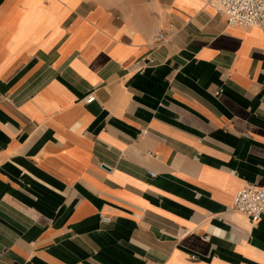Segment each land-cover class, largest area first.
<instances>
[{
	"label": "crops",
	"instance_id": "crops-1",
	"mask_svg": "<svg viewBox=\"0 0 264 264\" xmlns=\"http://www.w3.org/2000/svg\"><path fill=\"white\" fill-rule=\"evenodd\" d=\"M247 186L263 30L206 0H0V264H264Z\"/></svg>",
	"mask_w": 264,
	"mask_h": 264
},
{
	"label": "built area",
	"instance_id": "built-area-1",
	"mask_svg": "<svg viewBox=\"0 0 264 264\" xmlns=\"http://www.w3.org/2000/svg\"><path fill=\"white\" fill-rule=\"evenodd\" d=\"M206 2L226 16L228 26L259 28L264 31V0H206ZM165 42H168L166 31L157 29L152 37V44L161 45ZM95 99L94 93H91L84 98V103L91 104ZM150 174L156 175L153 172ZM232 210L249 216L253 223H257L264 214V188L247 186L239 190L234 197ZM100 220L109 223L111 218L100 214Z\"/></svg>",
	"mask_w": 264,
	"mask_h": 264
}]
</instances>
